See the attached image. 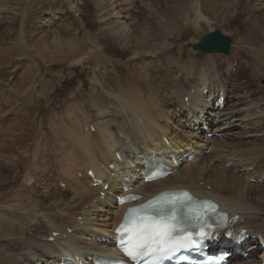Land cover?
Here are the masks:
<instances>
[{
	"label": "bare ground",
	"instance_id": "6f19581e",
	"mask_svg": "<svg viewBox=\"0 0 264 264\" xmlns=\"http://www.w3.org/2000/svg\"><path fill=\"white\" fill-rule=\"evenodd\" d=\"M151 1L140 0L139 4L135 0H68L67 3L74 16L72 21H69V15L67 17L60 15L61 17L57 18V29L45 28L46 26H43L45 17L42 16L39 17L40 21H36L33 25L35 17L31 18V15L35 16L36 10L31 9H34L32 5L34 0H31V6H28V3L25 4L24 10L20 11V7L19 10L16 9L18 18L15 23L14 40L17 41V47L19 46L23 56L32 60L31 63L34 61L32 64H36L31 71L32 74H27L26 81L33 76H37L39 81L43 71L35 62V58L42 59L44 54L50 53L54 48L61 53L60 58L70 61V69L77 63L95 60L98 70L113 65L112 70L117 72L118 67H124V65L109 64L108 61L115 58L121 61L123 60L121 58H124V64L128 65L133 73L134 85L131 89L123 86L122 89L119 88V94L115 96L119 105L114 107H112L114 102L107 103L103 97H100L98 101L92 96L91 103H88L89 101L85 98L79 100L78 93L74 92L73 96L69 97L73 99V102L67 108V115L61 117L64 118L61 123L64 126L61 130L55 131L52 125L51 129L41 127V132L36 133L18 131L17 137L13 139L12 132L7 128L2 129L0 134L8 131L5 133V138L10 137L17 144L18 138H24L28 134L36 138L30 151L25 152L28 153V159L20 167L21 170H26L19 173L22 176L21 183L16 184L18 177L0 179V186L3 183L4 187L17 190L13 197L9 198L8 193L2 196L4 188L0 187V199L4 198L0 203V239L4 243L0 246V253L4 258L2 264H38L39 261H41L40 264H56L59 258L67 255H79L85 258L114 251L109 242L112 240L110 235L112 227L121 215V208H114V196L120 192L123 183L127 185L128 181L137 182L135 189L144 197H147L149 192L153 193L164 187L191 189L195 194L218 201L222 209L238 213L242 218V222L239 223L241 227L249 229L253 234L264 232V139L250 146L244 141L231 144L225 141L226 135L230 136L237 128L245 131L243 135L246 137L253 136V139L264 137V132L256 133V131L264 130V127L263 129L255 128L259 124H264V107L262 108L259 101L251 97L249 90H245L244 95L238 92L232 94L235 98L243 99L245 105L234 108L225 107L217 111V114L220 113L217 123L215 120H210V123L214 131L221 132L222 135L218 138L202 136L197 133L199 126L196 125L194 129V126L190 128L188 123L184 124L185 120L182 121V118L185 116H191L192 121L197 122L198 118L194 116V113L200 112L205 107L206 99L204 98L208 94L221 89L226 93L229 101V93L232 90H228L227 81L212 60L214 55L211 54L219 52L197 50L206 53L203 57L204 63L200 64L203 68L197 69L198 65L193 58L189 61V65L182 62L185 52L182 48L176 47L175 52L172 53L174 49L167 45L165 40L159 41L161 33L165 35V39L172 37L171 34L170 37L166 36L168 32L166 28L173 24L175 26L180 19L163 13L161 8L153 5ZM258 1L260 2L258 9L263 8L264 0ZM3 4L4 2L0 5L1 11ZM140 9L145 11L143 16L131 14V10L138 12ZM58 10L62 14L63 9ZM84 10L87 13H84ZM193 11L195 14L192 23L198 24V22L209 20L199 7V2L197 4L195 1ZM37 12H39L38 9ZM89 15H92L94 20L89 18ZM183 20L187 19L183 18ZM71 23H77L79 29L72 31ZM88 23L90 26L97 25L94 32L91 31ZM260 25V22H255L252 27L254 31L262 35L264 41ZM11 30L12 28L9 32ZM250 35L251 33L241 36L244 43L246 39H250ZM153 38L156 44L145 46ZM187 45L194 49V43ZM163 47L165 50H162ZM6 48L11 49L9 46ZM167 50H169L168 56L163 59L162 56ZM228 60L224 64V73L230 78L233 60ZM95 73V77L98 78L99 75H103L100 72ZM118 73L125 75L120 71ZM118 73L115 74L120 77ZM178 73H180L179 76H177ZM25 75L23 74V77ZM37 81L33 86L32 82L30 87L36 88ZM187 82L190 83L188 87H186ZM46 84H49L48 81ZM23 85L24 88L19 89H27L26 84ZM234 85H236L235 79ZM101 86L108 87L106 84ZM205 88H207L206 95L203 94ZM240 89L243 90L244 87ZM39 90L43 91L42 88L37 91ZM31 92H33L32 88ZM26 94V97H29L28 94L31 93ZM22 106L29 108L25 103H22ZM176 107L178 111L175 110ZM211 111H213L212 106L207 113ZM173 124H180L185 129L179 127L180 131L176 128L177 130L170 134L168 127H174ZM163 137L168 139L171 152L189 151L196 156V160L185 163L184 167L162 180L141 183L133 165L142 163L145 157L154 152L167 154L168 146L163 143ZM43 139L47 141L41 143ZM24 142L25 139H22L21 145ZM178 147H182V151L176 150ZM207 147H209L210 156L198 154ZM8 151H12V148L10 147ZM116 153L120 155V159L115 156ZM3 156L6 158L5 153ZM12 157L11 159L7 157L6 160H9L10 166H16L20 163L19 158H22V155L15 153ZM227 162L230 164L226 165ZM256 162H258L256 166L263 168L257 176L253 172H247L248 167ZM8 164L6 163V167ZM88 169H91L96 177L104 180V183L108 185L106 190L103 185L92 186L90 178L86 175ZM18 171L14 172L18 173ZM37 175L44 177L36 180ZM55 175L59 177L54 178ZM129 176L134 177L129 179ZM249 178L261 180L262 184L251 185ZM34 181H38L43 190L34 187ZM61 183L64 184L63 187H59ZM250 186L252 189H249ZM100 192H103L104 196H100ZM30 193L34 194L30 195ZM47 194L57 195V197L53 198ZM14 198H17L19 202L15 203ZM42 198L51 200L45 204ZM14 212L18 214H12ZM71 213L73 216H69ZM17 217L18 221L30 218L31 222L36 221L37 226L33 230L23 227L15 222ZM41 226H45V233L35 234ZM67 228L71 231L67 232ZM54 231L58 234L53 236L52 242L38 239L42 236L48 238ZM16 237H25L26 241H22L23 243L18 246L19 252L13 253L8 249L15 246ZM255 247L252 244L250 248ZM32 250L37 251L36 255ZM26 252H29V256L23 255ZM236 263L241 264L237 261L232 262V264ZM259 263L260 258L256 257L247 264Z\"/></svg>",
	"mask_w": 264,
	"mask_h": 264
},
{
	"label": "rangeland",
	"instance_id": "374dc122",
	"mask_svg": "<svg viewBox=\"0 0 264 264\" xmlns=\"http://www.w3.org/2000/svg\"><path fill=\"white\" fill-rule=\"evenodd\" d=\"M67 1L68 0H34V3L32 4L34 6V9L31 10L33 11L36 10L35 11L36 13L34 12L35 16L31 15V12L29 14V16L31 15V18L35 17V20L33 21V25L36 24L35 22L38 21L40 19L39 17L41 16L45 17V20L43 21L44 24L43 26L44 27L46 26L45 28L48 27L47 29L51 27L53 29H57L58 27L57 18L59 19L61 17L60 15H65L64 17H67L69 15L70 17L69 21H72L71 19L73 18L74 13H72L73 12L72 9L70 10L68 5L69 3H67ZM135 1L139 2L140 4V0H135ZM195 1L197 2V4L199 2V7L203 11V13L209 18L208 21H201L198 22V24L192 23V18H194V14H195V12L193 11ZM2 2H4V4L2 6V11L0 10V116L2 115L1 116L2 118L0 117V132L2 131L3 128L4 129L7 128L8 131L12 132V135L14 136L13 139H15V136L17 137L18 131H31L36 133V132H41V127H44V129H49V128L51 129L52 125L53 128L55 127L54 128L55 131L56 129L61 130V128L64 126L61 124L64 118L61 117H65V115H67V108L73 102V99H70L69 97L73 96L74 92L78 93L79 100L85 98L87 101H89L88 103H91L90 100L92 96L95 97L98 101L100 97H103L104 99H106L107 103H109V101L114 102L112 106L114 107L116 105H119L115 97L117 93L119 94V88L122 89V86L124 88L125 87H128L130 89L133 88L134 85L133 73L131 72L130 67L124 64L123 62L125 61L124 58H121L123 59L121 61H118L120 59L117 58L113 59L112 61H108L109 64L115 63L117 65H124V67L121 66L118 67L117 72H115L114 69L112 70L111 66L113 65H109V67L105 69L102 65L103 68L100 66V68L102 69L98 70L97 62L95 60H91L88 63H82V64L77 63L75 67L70 69L69 68L70 61L63 59V57L60 58L61 53L59 51H56L54 48L51 49L50 53L44 54L43 55L44 57L42 59L37 60V58H35V62L40 65V70L43 71V76L39 79V81H37L38 80L37 76L35 77L33 76L29 81H26L27 74L30 73L32 74L31 71L33 70L34 66H36V64H32L34 61L31 63L32 60H29V58H25V56H23L22 52L19 50V46L17 47V41L14 40V38L16 37L15 23L18 18L16 9L20 7V11H22L25 9V4L28 3V6H31L30 4L32 2L31 0L29 1L0 0V5ZM151 2H153V5H158V8H161L163 13L172 15V17H176L177 19H180L177 21L175 26H173L174 25L173 24L166 28V30L168 31L166 36L170 37L171 34L172 37L169 39H165V35L161 33L159 35V41L165 40L167 45H169L172 49L176 47L182 48L185 51L183 53L184 57L182 59V62L184 64L189 65V61L193 58L194 61L196 62V65L201 66L200 64H203L205 61V60L203 61L204 59L203 57L206 55V53H202L200 51L190 48L187 44L198 42L199 40H201L203 35L214 29H218L224 34L230 36L232 42H231L230 51L227 55L221 53L211 54L214 55L212 56L214 57V59L212 58V60H214L219 71L224 72L225 70L224 64L227 63V59H229L228 61L235 60L234 62L236 61L238 62L236 67L235 65L233 66V68L235 67V70L232 71V73L233 72L234 73L231 74L232 76H230V78L229 75L227 74L223 75V78L227 81L226 84L227 88H229V90H232V92L229 93L230 99L226 104V106H224L223 108L225 109V107L234 108V107L244 106L245 105V103L243 104L244 100L239 99L237 97L235 98V96H232V94H237L238 92L239 94L244 95L246 94L245 90H249L248 93L251 95V97H254L255 100L259 101L262 108L264 107V41L262 39V35L259 34V32L254 31L252 27V25L255 22H260L261 23L260 30L264 35V15H262L264 13V7L258 9L259 6L258 3H260L258 0H152ZM46 7L48 8V10ZM59 8L63 9L62 14L60 13L61 11L58 10ZM37 9L39 12H37ZM47 11L49 13H47ZM131 11H132L131 14L139 15V17L145 14V11L141 9L138 12L136 10H131ZM85 12L86 10H84V13ZM89 18L94 20L92 15H89ZM183 18L187 20H183ZM88 24L89 27L91 28V31L94 32L97 28V25L94 24L93 26H90V23ZM70 27L73 29L72 31H77L79 29L77 23H71ZM11 28L12 30L11 32H9ZM7 31L9 32V35ZM12 33L13 35H11ZM84 33L86 35L85 31ZM250 33H251L250 39L249 40L246 39V42L244 43L243 40L241 39L242 38L241 36L246 34L249 35ZM153 44H156L155 38L147 42L145 46H152ZM5 46L6 47L9 46V48L11 49L7 50ZM162 50H165V48L163 47ZM168 51L169 50L164 52L162 56L163 59H165L166 56H168ZM108 52L112 53L110 50H108ZM171 52L174 53L175 49L172 50ZM24 69L26 71H24ZM119 71L120 73H125V75L122 76L121 74L118 73ZM95 72L98 73L100 72L103 75H99V78L95 77L96 76ZM115 73L116 74L118 73L120 77H118V75H116ZM23 74L26 75L23 77ZM179 75L180 73L177 74V76ZM249 75H251L250 78L248 77ZM18 76H20L21 78ZM231 78L235 79L236 85H234V79ZM245 79H247V81H245ZM35 81H37V87L36 88L30 87V84L33 82L32 83L33 86ZM46 81H48L49 84H46ZM101 83L106 84V86L108 87H102ZM187 83L188 85L190 84L189 82ZM23 84H26L27 89L22 90L24 88ZM188 85L186 84V87H188ZM48 86L50 88H47ZM240 87H244V89L241 90ZM31 88L33 92H31ZM39 88H42L43 91L42 90L37 91ZM11 90L14 91L11 92ZM27 92L31 93L28 94L29 97H26ZM204 99H206V97ZM22 103L28 104L29 108L28 107H27L28 109L24 108L22 106ZM173 103L176 102L173 101ZM177 109L178 108L176 107L175 110L178 111ZM8 119H10V121H8ZM55 122L56 123L58 122V124H56ZM173 126L174 127L172 126L168 127V132L170 134L173 133L171 130L173 129L175 130L176 128L179 130L180 129L179 127H182L180 124L179 125L173 124ZM263 127L264 124H259L255 128L263 129ZM182 129H185V127L183 126ZM8 131H4L3 133L0 134L1 135L0 136V143H1L0 144V179L6 177L7 178L18 177V179H16L17 180L16 184L17 183L19 184V182L21 183L22 180V176H20L19 173L26 171V170L23 171L24 169L23 170L20 169V167L25 164V160L28 159V153L25 152L30 151L31 145L34 144L33 142L34 140H36V138L34 136H31V134H28L24 138H18L17 140L19 143L17 144L15 140L12 141L10 137L5 138L6 135L5 133H8ZM226 132L227 131H225V133ZM263 132L264 130L256 131L257 134ZM244 133L245 131L241 130L240 128H237L232 132L230 136L226 135L227 139L225 141H227L226 142L227 144H231L236 141H244V143L249 144L250 146L251 144L258 143L256 141H259L260 143V140L264 139V137H258V139L257 137H254L255 139L254 140L253 136L246 137V135H243ZM120 136L122 137V135ZM4 138L6 140L8 139L7 140L8 142ZM212 138H218V137H212ZM22 139H25V142L24 144L21 145L20 141ZM45 141L47 140L43 139L41 143ZM10 147L12 148V151H8L10 150ZM207 148L209 149V147ZM3 153H5L6 158L8 157V159H11L13 154L15 155V153H20L22 155V158H19L20 163H18L17 161L18 164L16 163L17 164L16 166H10L8 164L9 160H6V158L3 156ZM207 155L210 156V153H208ZM45 156H47V154H45ZM195 160L196 159H194V161ZM6 163L8 164L7 167H6ZM253 165L255 166L253 168L254 171L249 170L247 172L250 173L253 172V174L257 176L258 175L257 173L261 172L263 168L256 166L258 165V162L254 163ZM15 170H19L18 173L14 172ZM42 177L44 176L37 175L36 180H40V178ZM58 177H59L58 175L54 176V178H58ZM251 179L249 178L248 180L251 183V185L257 186L258 183L256 182L255 184L253 181H251ZM0 187L4 188V190L2 191V196L8 193L9 198L13 197V195L17 191V190L15 191L10 187L8 188L4 187L3 183L1 184ZM35 187L38 190H42L37 186V184H35ZM250 187L251 188L249 189H252V186ZM256 190H258V188H256ZM31 194L33 195L34 193H30V195ZM35 194L38 195V193ZM48 196H52L53 198L57 197V195H53V194ZM3 199L4 198L0 199V203ZM14 199L15 200L13 201L15 203L19 202L17 201V198ZM50 200L51 199H43L42 201L45 204L46 203L48 204ZM12 214H18V213L14 212ZM6 215L7 213L5 214V216ZM8 216L11 217L10 215ZM69 216H73V213L69 214ZM25 219L24 220L20 219L21 221L20 220L18 221V217H17L15 219V222L19 225H22L23 227H27V228L29 227L32 230L37 226L36 221L33 220L35 222L34 223L33 221L31 222L30 218H25ZM43 233H45V226H41L39 230L35 231V234L38 235L40 234L43 235ZM38 239L43 240L44 237L41 238L38 237ZM22 241L24 242L26 241L25 237L23 238L16 237L14 239L15 246L9 248L8 251L11 252L13 251V253L19 252L20 249H18V246L20 245V243H23ZM2 242L3 240L0 239V246L4 245V243ZM8 251L6 252L7 254ZM32 252L34 255H36L37 251L32 250ZM23 255L29 256V252H26ZM3 260H4L3 254H1L0 264H2L1 262Z\"/></svg>",
	"mask_w": 264,
	"mask_h": 264
},
{
	"label": "snow or ice",
	"instance_id": "6c2138e0",
	"mask_svg": "<svg viewBox=\"0 0 264 264\" xmlns=\"http://www.w3.org/2000/svg\"><path fill=\"white\" fill-rule=\"evenodd\" d=\"M183 195L187 199H191L187 193ZM178 202L180 201H165L166 204L170 203L173 206ZM148 207L152 209V205ZM153 210L158 213L159 208ZM171 220V224H158L153 219L145 217L131 230L132 239L129 241V248L126 250L133 259L139 258L138 264H157L161 256H166L180 248H187L195 244L193 234L189 233L187 228L180 226L175 216H172ZM209 227L211 226L209 225ZM197 234L204 237L208 235V232L204 231Z\"/></svg>",
	"mask_w": 264,
	"mask_h": 264
},
{
	"label": "water",
	"instance_id": "95a60500",
	"mask_svg": "<svg viewBox=\"0 0 264 264\" xmlns=\"http://www.w3.org/2000/svg\"><path fill=\"white\" fill-rule=\"evenodd\" d=\"M230 41V37L215 29L205 34L198 43L193 45V48L204 52L211 51L228 54Z\"/></svg>",
	"mask_w": 264,
	"mask_h": 264
}]
</instances>
